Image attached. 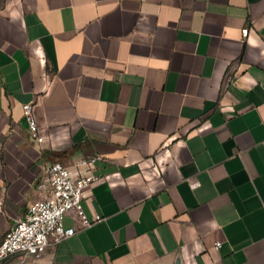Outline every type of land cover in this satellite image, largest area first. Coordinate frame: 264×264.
Instances as JSON below:
<instances>
[{
  "label": "crops",
  "instance_id": "0c3cea01",
  "mask_svg": "<svg viewBox=\"0 0 264 264\" xmlns=\"http://www.w3.org/2000/svg\"><path fill=\"white\" fill-rule=\"evenodd\" d=\"M93 157L101 220L23 264H264V0H0V241Z\"/></svg>",
  "mask_w": 264,
  "mask_h": 264
},
{
  "label": "built area",
  "instance_id": "2783aa9c",
  "mask_svg": "<svg viewBox=\"0 0 264 264\" xmlns=\"http://www.w3.org/2000/svg\"><path fill=\"white\" fill-rule=\"evenodd\" d=\"M236 76L235 63L227 70L222 89L231 85ZM22 112L30 139L41 142L31 105H23ZM99 160V157L78 160L74 164L76 172L60 162H53L44 169L38 184L41 198L27 208L24 217L16 221L0 241V264H23L28 258L37 259L49 245L72 237L75 230L63 226V218L69 214L74 215L84 228L101 220L97 214L88 219L82 207L86 190L98 179L90 173V168ZM82 169L86 171L81 172ZM188 183L191 188L198 185L194 179ZM220 246L221 243H215L214 248Z\"/></svg>",
  "mask_w": 264,
  "mask_h": 264
},
{
  "label": "rangeland",
  "instance_id": "374dc122",
  "mask_svg": "<svg viewBox=\"0 0 264 264\" xmlns=\"http://www.w3.org/2000/svg\"><path fill=\"white\" fill-rule=\"evenodd\" d=\"M83 264H86V263H83Z\"/></svg>",
  "mask_w": 264,
  "mask_h": 264
}]
</instances>
